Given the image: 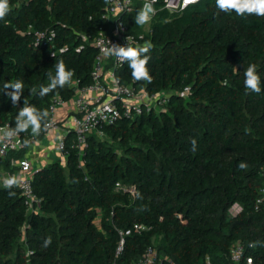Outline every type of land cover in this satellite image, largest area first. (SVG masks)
Listing matches in <instances>:
<instances>
[{
  "label": "trees",
  "instance_id": "1",
  "mask_svg": "<svg viewBox=\"0 0 264 264\" xmlns=\"http://www.w3.org/2000/svg\"><path fill=\"white\" fill-rule=\"evenodd\" d=\"M108 2L9 0L11 11L0 20V125L15 127L24 99L48 111L54 97L68 104L89 85L95 24ZM163 3L155 5L149 32L135 23L140 2L124 18L131 33L151 44V82L134 80L127 62L114 73L148 97L166 94L167 103L104 127L102 139L89 135L82 154L69 134L64 166L52 162L33 175L36 213L26 212L15 186L0 183V264H134L148 247L176 264H232L236 242L254 264H264V206L255 209L264 186V17L219 12L215 0L179 14ZM49 32L52 41L35 36ZM59 60L73 71L71 82L40 97ZM249 64L261 76L260 94L244 88ZM17 79L24 93L14 107L2 91ZM185 87L190 93L180 98ZM44 130L42 124L34 142ZM29 146L0 160V168L10 172L11 160L23 159ZM116 184L132 186L135 195ZM235 205L241 211L233 217ZM135 226L145 230L134 232ZM119 232L124 245L116 256ZM47 237L52 242L44 247Z\"/></svg>",
  "mask_w": 264,
  "mask_h": 264
},
{
  "label": "built area",
  "instance_id": "2",
  "mask_svg": "<svg viewBox=\"0 0 264 264\" xmlns=\"http://www.w3.org/2000/svg\"><path fill=\"white\" fill-rule=\"evenodd\" d=\"M136 2L143 5L146 0H109L106 8L95 24V37L93 45L97 50L94 59L92 70L90 73L89 85L77 89L71 102L66 104L60 98L54 97L48 107V121L47 128L44 130L45 134L55 132L54 142L57 144V151L64 157L66 156L65 140L69 134H73L74 142L72 147L83 153L87 146V138L91 134H95L98 138L103 137V128L113 126L121 119L128 121L135 120L143 113H148L154 108H162L167 103V95L158 94L148 97L141 91H136L132 86H125L119 83L114 70L119 68L122 63L119 62L115 56L104 55L103 49L110 47L111 44L126 46L127 43L132 46L145 45L144 34H133L130 32V26L124 21V18L131 14L134 10ZM158 0H156V3ZM200 2L198 0L195 4H189L183 7V0H164L163 9L170 14H179ZM153 4V8H156ZM154 14V15H155ZM152 16V18L154 17ZM149 23L143 25V32H149ZM146 27V28H145ZM38 41L47 39L52 41L54 33L35 34ZM79 52V50H77ZM107 65L111 69L107 70ZM190 93V88L185 87L180 91V98H187ZM66 107V119L58 122L56 120L59 108ZM11 128L10 125H0V129ZM38 135L29 133H19L15 137H10L0 142V160L5 161L12 153L24 150L28 143L32 144L34 138ZM27 141V143H25ZM39 169V168H38ZM9 171H4L0 168V183L8 177H16L19 181L17 189L23 206L28 214H33L38 211L40 200L34 193L32 180L33 175L37 169H34L27 159L15 160L10 162ZM116 190L119 192L128 193L130 196L135 195V189L132 186H122L116 184ZM264 206V186L258 191L255 201V209ZM232 210H235L232 213ZM241 209L235 205L229 211L230 216H236ZM145 230L143 226H135L133 231L140 232ZM120 236L119 245L116 249V256H118L124 245V235L122 232L118 233ZM130 231L126 233L129 235ZM250 247V246H249ZM229 260L232 264H254L251 257L246 255L245 246L236 242L230 249ZM134 264H176L171 261H166L165 256H160L153 247H148L143 256Z\"/></svg>",
  "mask_w": 264,
  "mask_h": 264
},
{
  "label": "clouds",
  "instance_id": "3",
  "mask_svg": "<svg viewBox=\"0 0 264 264\" xmlns=\"http://www.w3.org/2000/svg\"><path fill=\"white\" fill-rule=\"evenodd\" d=\"M197 2L198 0H183V7H187L189 4H195ZM215 2L217 9L222 13L235 12L239 16L255 15L264 17V0H215ZM154 3H156V0H146L145 4L137 12L135 17V23L137 25L143 26L150 22L152 16L155 14V9L153 8ZM10 11L9 0H0V20H3ZM110 45V47L103 49L104 55L115 56L121 63L127 62L134 80H146L151 82L152 78L147 68V64L150 60V56L148 55L151 49L150 43H146L143 46H132L128 43L126 46L111 43ZM73 75V71L66 67L63 60L57 61L55 63V74L53 75L49 73V83L47 86L41 85L39 87L38 95L44 97L57 88H63L71 82ZM244 88L247 92L256 94L262 92L261 76L258 74L255 64H249L244 71ZM2 92L6 94L11 100L12 105L16 107L24 93V83L19 79L5 82L3 84ZM30 92L37 93V89L32 88ZM47 117V111L38 110L35 106L31 105L26 99H24V106L19 109L15 118V127L0 129V142H3L7 138L15 137L19 133L27 132L29 128L33 135H39L42 131V124L45 129L48 126L46 123ZM25 143H27V141H25ZM192 147L193 150L196 149L195 139L192 140ZM238 168L244 170L247 168V164L241 161L238 164ZM18 183V179L12 176L4 179L3 186L6 189H11L14 186H18ZM13 195H15V193L9 191V196ZM51 242V237H47L43 246L48 247ZM258 244H261V242L256 241L249 246L256 247ZM249 264H251V260H249Z\"/></svg>",
  "mask_w": 264,
  "mask_h": 264
},
{
  "label": "crops",
  "instance_id": "4",
  "mask_svg": "<svg viewBox=\"0 0 264 264\" xmlns=\"http://www.w3.org/2000/svg\"><path fill=\"white\" fill-rule=\"evenodd\" d=\"M62 111V112H61ZM56 115V120L58 122L64 121L66 118V110H61ZM56 133L55 132H49L47 133L44 138L34 143L26 152V155L24 156V159H27L32 167L34 169L41 168L49 163L57 162L59 164L65 163V157L59 153L56 152L57 155L52 151V149H49L47 145L44 143V140L49 139L50 142H54ZM35 146V148H33ZM35 151H31V150ZM59 160V161H58Z\"/></svg>",
  "mask_w": 264,
  "mask_h": 264
},
{
  "label": "rangeland",
  "instance_id": "5",
  "mask_svg": "<svg viewBox=\"0 0 264 264\" xmlns=\"http://www.w3.org/2000/svg\"><path fill=\"white\" fill-rule=\"evenodd\" d=\"M146 28V27H145ZM163 94V93H162ZM163 95H166V94H163ZM155 109V111L157 112V111H159V109L160 108H157V107H155L154 108ZM62 110H67V108L64 106L63 108H62ZM59 111H61V108H59ZM58 111V112H59ZM57 112V113H58ZM62 112V111H61ZM66 112V111H65ZM46 135V134H45ZM100 139H102V138H100ZM34 143H36V142H33L32 144H30V146H29V148L34 144ZM44 143L47 145V147H49V149H52V151L57 155V153L56 152H58L57 151V144H55V142H50L49 141V139H46V140H44ZM35 146L36 145H34V147L33 148H35ZM114 148H116L117 149V145H114L113 146ZM28 148V149H29ZM31 151H35L34 149L33 150H31ZM59 161V160H58ZM63 166H64V163L62 164ZM235 212V210H232V213H234Z\"/></svg>",
  "mask_w": 264,
  "mask_h": 264
}]
</instances>
